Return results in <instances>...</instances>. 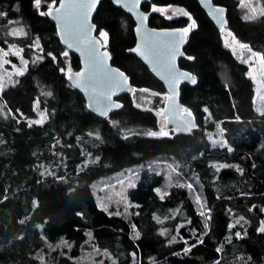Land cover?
<instances>
[{"label": "trees", "instance_id": "1", "mask_svg": "<svg viewBox=\"0 0 264 264\" xmlns=\"http://www.w3.org/2000/svg\"><path fill=\"white\" fill-rule=\"evenodd\" d=\"M59 1L0 0V48L16 44L28 60L25 74L0 95L6 110L0 114V264H82L92 253L108 264H264V235H258L259 218L251 210L264 205V114L255 107L249 66L223 38L228 32L264 55V1L254 16L239 0H214L228 11L223 30L197 0L151 1L182 7L195 22L180 66L196 78L182 86L181 102L195 117L198 136L174 129L171 135L145 134L159 129L160 115L136 106L131 95L117 98L124 108L108 118L89 111L69 81L80 58L61 44L46 15ZM94 23L98 35H108L113 64L135 88L167 92L127 53L136 41L131 16L103 1ZM188 23L185 16L151 19L161 28ZM13 26L22 34L8 37ZM41 113L46 120L35 123ZM221 130L228 147L210 148L207 134ZM204 149L218 158L227 154L223 160L232 165L217 170L201 157ZM241 151L254 158V178L237 156ZM160 158L178 165L182 182L168 188L162 173L149 171ZM129 169L141 172L128 191V213L105 208L98 184ZM187 181L202 189L208 218Z\"/></svg>", "mask_w": 264, "mask_h": 264}, {"label": "water", "instance_id": "2", "mask_svg": "<svg viewBox=\"0 0 264 264\" xmlns=\"http://www.w3.org/2000/svg\"><path fill=\"white\" fill-rule=\"evenodd\" d=\"M103 1L112 2L115 7L134 19L136 43L127 53L140 59L151 74L164 85L167 100L162 109V118L170 128L198 136L201 129L195 117L185 112L181 102L182 86L193 85L192 78L196 82L195 75L180 66V60L186 57V32L183 28L152 27L150 19L153 15L160 14L161 9L158 5H153L150 11H144L143 4L151 0H60L56 6L46 10L47 17L55 24L61 44L80 58L81 68L69 73V81L84 96L88 110L100 118H108L114 112L124 108V103L117 98L131 95L135 89L129 74L113 64L111 51L105 47L97 35L94 17ZM197 1L218 29L223 30L228 26V11L225 6L216 4L214 0ZM69 4L76 7L69 10ZM80 5L88 7H79ZM220 9L223 11L220 12L218 19L214 11ZM81 21H84L88 40L94 45L95 56L102 60V64L98 66L94 65L89 54L87 41L77 42L75 39V33L78 32ZM69 30L73 36L68 35ZM169 71L174 72L179 79L175 82L170 80ZM185 76L188 78H184ZM187 122H191L190 130H188ZM211 156L207 149L201 152L202 158ZM237 156L244 163L248 175L254 178L256 163L253 156L246 151L239 152ZM219 158L226 159L227 154H221ZM251 210L259 218L257 233L262 237L264 235L261 231L264 229V205L255 203Z\"/></svg>", "mask_w": 264, "mask_h": 264}, {"label": "rangeland", "instance_id": "3", "mask_svg": "<svg viewBox=\"0 0 264 264\" xmlns=\"http://www.w3.org/2000/svg\"><path fill=\"white\" fill-rule=\"evenodd\" d=\"M242 9L248 13V15H258L263 11V1L264 0H239ZM254 9V11H253ZM163 17L177 18L180 16L189 17L190 15L185 9L179 6L170 5L162 8ZM193 21L190 22L188 26V31L193 28ZM8 37L17 36L22 34V29L20 27H10L6 32ZM103 34H106L103 35ZM100 38L104 43H108V35L106 32L99 33ZM225 46L231 50V52L236 56V58L249 66V76L252 79L255 87V107L259 113L264 112V64L263 60L260 59L259 55L253 54L247 46L239 42L228 32L223 34ZM38 47V46H37ZM11 57L17 58V62L11 60ZM28 68V60L23 56V49L16 44L9 43L8 49L0 48V95L4 89L11 85H15L17 82V77L24 75ZM133 102L136 106L152 110L160 115V123L158 130H150L145 134L151 135V133L167 132L168 135L172 134L173 130L170 128L166 121L162 118V109L167 100V93L154 92L153 90L135 88L131 94ZM189 113V112H187ZM0 114L1 116H6V110L2 102H0ZM46 120V115L44 113L40 114L38 121ZM42 124V123H39ZM174 131V130H173ZM207 140L212 149H224L228 147L227 139L224 132L218 131L215 133L207 134ZM215 141V143H213ZM226 142V146H224ZM208 164L213 166L217 170L225 167H229L232 163L227 162L223 159L216 157L211 159ZM149 171H155L162 173L164 176L165 184L169 188L173 184L182 182L181 173H179L178 165L170 159L160 158L148 164ZM140 169H129L123 173L117 174L113 177L106 178L98 184L100 190V195L98 200L101 205L107 209L118 210L119 213H128L129 200L128 191L133 188L139 178ZM185 185L193 192V198L201 207L200 212L203 216L206 215L208 218L209 210L205 206V197L202 189H198L196 184L192 181L184 182ZM191 185V187H189ZM96 253L92 255L84 256L82 264H108L105 259L97 260L95 259Z\"/></svg>", "mask_w": 264, "mask_h": 264}, {"label": "snow or ice", "instance_id": "4", "mask_svg": "<svg viewBox=\"0 0 264 264\" xmlns=\"http://www.w3.org/2000/svg\"><path fill=\"white\" fill-rule=\"evenodd\" d=\"M40 3V0H36V4L39 5ZM73 7H76V5H72V4H69L68 5V8L69 10H71ZM79 7H88L86 5H80ZM223 9H220L219 11H214V15L217 16V18L219 19L220 18V12H222ZM254 11V9H253ZM85 17H86V13H85ZM222 22V21H221ZM193 27H195V22H193ZM185 31H188V29H185ZM68 35L69 36H73V33L71 32V30L68 31ZM106 36V34H103ZM75 39L77 40V42H84V41H87V45L89 47V54L90 56L92 57V60H93V63L94 65H99V64H102V60H100L97 56H95V48H94V45L92 43V41L88 40L87 38V31L84 27V21H81L80 25H79V30L77 33H75ZM256 55H259L260 56V59L261 60H264V55H261V54H256ZM184 78H188L187 76H185ZM169 79L172 80L173 82H175L176 80L179 79V77L172 71H169ZM191 82L192 83H195V79L192 78L191 79ZM50 95V93H49ZM205 111H207V109H205ZM264 114V113H262ZM35 123H43V120H40V121H35ZM189 127H188V130H190V125H191V122H187ZM160 134L162 135H168L167 132H161ZM151 135L155 136L157 135V133H151ZM215 143V141L213 142ZM224 146H226V142H224ZM229 151H231V148L228 149ZM189 187H191V185H189ZM201 215H203V213H201ZM262 232H264V229H261ZM138 235V234H137Z\"/></svg>", "mask_w": 264, "mask_h": 264}, {"label": "flooded vegetation", "instance_id": "5", "mask_svg": "<svg viewBox=\"0 0 264 264\" xmlns=\"http://www.w3.org/2000/svg\"><path fill=\"white\" fill-rule=\"evenodd\" d=\"M152 1V0H151ZM148 3H151V6H150V9H151V7L153 6V5H158V4H155V3H152V2H148ZM159 7H160V9H161V12H160V14H157V15H162V8H164V7H167V6H160V5H158ZM150 9L148 10V11H150ZM145 11V10H144ZM148 11H146V12H148ZM188 13V12H187ZM156 15V14H155ZM154 16V15H153ZM152 16V17H153ZM163 16V15H162ZM152 17H151V19H152ZM188 18V24L186 25V26H170V27H166V28H183L184 30L185 29H187L188 28V26H189V24H190V22L191 21H193V18L191 17V16H189V17H187ZM151 19H150V25H151ZM170 19H173V18H170ZM152 26V25H151ZM152 27H155V28H161V27H156V26H152ZM163 28V27H162ZM192 30V29H191ZM190 30V31H191ZM190 31H185L186 32V35H187V39H188V35L190 34ZM97 32H98V30H97ZM97 35H98V33H97ZM99 36V35H98ZM100 37V36H99ZM101 39V38H100ZM102 40V39H101ZM103 42V41H102ZM104 43V42H103ZM135 43H136V41H135ZM105 44V47H106V43H104ZM186 47V46H185ZM107 48V47H106ZM186 57H187V55H186ZM185 57V58H186ZM185 58H182V59H185ZM181 59V60H182ZM180 60V61H181ZM167 93V92H166ZM216 154H213V156L212 157H210L209 159H215L216 158Z\"/></svg>", "mask_w": 264, "mask_h": 264}]
</instances>
